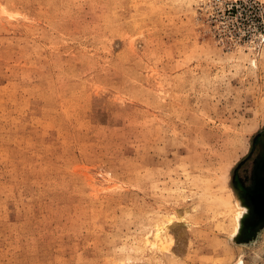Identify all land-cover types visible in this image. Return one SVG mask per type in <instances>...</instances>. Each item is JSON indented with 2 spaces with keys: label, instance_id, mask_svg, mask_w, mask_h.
<instances>
[{
  "label": "rangeland",
  "instance_id": "obj_1",
  "mask_svg": "<svg viewBox=\"0 0 264 264\" xmlns=\"http://www.w3.org/2000/svg\"><path fill=\"white\" fill-rule=\"evenodd\" d=\"M260 135L264 0H0V264H264Z\"/></svg>",
  "mask_w": 264,
  "mask_h": 264
},
{
  "label": "flooded vegetation",
  "instance_id": "obj_2",
  "mask_svg": "<svg viewBox=\"0 0 264 264\" xmlns=\"http://www.w3.org/2000/svg\"><path fill=\"white\" fill-rule=\"evenodd\" d=\"M253 150L238 168L236 188L245 208L241 218L240 236L250 240L264 228V135L254 141Z\"/></svg>",
  "mask_w": 264,
  "mask_h": 264
},
{
  "label": "bare ground",
  "instance_id": "obj_3",
  "mask_svg": "<svg viewBox=\"0 0 264 264\" xmlns=\"http://www.w3.org/2000/svg\"><path fill=\"white\" fill-rule=\"evenodd\" d=\"M242 209L238 208V211L237 213H235V218H236V221L235 223L237 224L239 222V217L240 215L242 214ZM156 241H159L160 243L164 244V246H166V248H169L170 246L173 245V242H174V237H172L171 235H169L168 231H166L165 233H161V232H157L155 234V237Z\"/></svg>",
  "mask_w": 264,
  "mask_h": 264
}]
</instances>
